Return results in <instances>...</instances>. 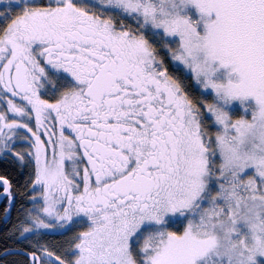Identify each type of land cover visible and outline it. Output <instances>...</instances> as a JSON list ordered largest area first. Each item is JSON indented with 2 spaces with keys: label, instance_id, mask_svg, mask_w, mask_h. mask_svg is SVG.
Wrapping results in <instances>:
<instances>
[{
  "label": "snow or ice",
  "instance_id": "6c2138e0",
  "mask_svg": "<svg viewBox=\"0 0 264 264\" xmlns=\"http://www.w3.org/2000/svg\"><path fill=\"white\" fill-rule=\"evenodd\" d=\"M0 159V264H264V0H0Z\"/></svg>",
  "mask_w": 264,
  "mask_h": 264
},
{
  "label": "trees",
  "instance_id": "16d2710c",
  "mask_svg": "<svg viewBox=\"0 0 264 264\" xmlns=\"http://www.w3.org/2000/svg\"><path fill=\"white\" fill-rule=\"evenodd\" d=\"M0 174H7L9 177H15L18 178V170L15 166H13L11 163H8L4 161L3 159H0ZM2 190V189H0ZM6 201H2L0 204V215H3L2 209L5 205ZM12 215L15 216V209L12 211ZM2 230V229H0ZM52 240L60 239V237L53 235L50 237Z\"/></svg>",
  "mask_w": 264,
  "mask_h": 264
},
{
  "label": "water",
  "instance_id": "95a60500",
  "mask_svg": "<svg viewBox=\"0 0 264 264\" xmlns=\"http://www.w3.org/2000/svg\"><path fill=\"white\" fill-rule=\"evenodd\" d=\"M2 203V201H0V204Z\"/></svg>",
  "mask_w": 264,
  "mask_h": 264
}]
</instances>
